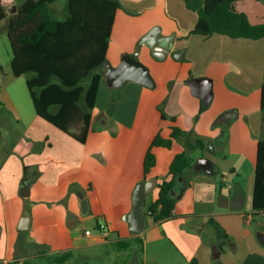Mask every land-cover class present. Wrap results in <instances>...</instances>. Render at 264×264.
Returning <instances> with one entry per match:
<instances>
[{"label":"crops","instance_id":"1","mask_svg":"<svg viewBox=\"0 0 264 264\" xmlns=\"http://www.w3.org/2000/svg\"><path fill=\"white\" fill-rule=\"evenodd\" d=\"M119 1L107 47V68L99 69L103 76L86 142L29 110L27 117L16 119L22 132L14 137L5 131L0 138V259L10 264H24L25 260L48 264L52 256L67 251L72 252L71 259L85 247L134 236L142 238L145 257L151 245L160 253L174 251L191 264H214L210 241L205 238L211 219L229 234L235 230L234 218L239 223L241 214L247 224L264 217V213L245 211L249 194L253 204L257 146L264 139V39L195 34L198 14L183 0ZM3 4L9 2L3 0ZM15 11L11 9V14ZM154 28L160 29V35L175 34L173 48L165 56L160 50L154 54L148 42H142ZM218 46L229 50L226 61L217 59ZM127 55L147 67L154 83L127 80L119 85V95L96 116L101 87L110 83L105 74L108 66L118 67ZM202 57L206 63L201 72H195ZM192 77L213 81V98L203 111L201 98L187 84ZM3 101L0 98V112L12 102ZM97 119L100 129L95 128ZM173 126L189 132L194 144L201 139L204 145L189 149L194 163L184 173L185 185L173 191L177 199L174 217L155 223L149 207L158 197V183L168 177L174 156L188 149L185 138L174 140L170 148L153 147L156 164L147 175L144 159L154 136L169 137ZM160 161L163 173L157 169ZM25 176L32 179L26 198L32 219L29 229L20 230L24 198L19 193ZM153 179L156 184L146 196L143 211L145 227L137 233L126 217L138 183ZM242 186L244 201L238 192ZM84 198L88 200L85 215L81 211ZM101 222L108 224L107 240L97 231ZM258 226L263 231L261 245L253 238L250 245L248 237L241 247L236 240L239 254L233 264H264V220ZM87 229L92 234L86 235ZM19 231H25L21 246ZM209 234L217 237L216 230L209 229Z\"/></svg>","mask_w":264,"mask_h":264},{"label":"trees","instance_id":"2","mask_svg":"<svg viewBox=\"0 0 264 264\" xmlns=\"http://www.w3.org/2000/svg\"><path fill=\"white\" fill-rule=\"evenodd\" d=\"M7 1L9 4L4 5L0 0V21L7 18L8 5L12 10L16 7L8 17L7 26L13 52V74L33 73L26 82L37 114L78 141L86 142L103 76L99 69L108 61L107 47L116 12L121 7L120 1L69 0V16L64 20L53 15L51 4L56 0H26L21 5H16V0ZM183 1L187 8L198 14L195 34L264 39V22H251L245 12L236 8L239 0ZM207 107L202 104L201 111ZM261 109L264 112V82ZM183 137L189 138L186 141L188 149L174 156L169 175L158 183V197L149 207V215L155 223L174 217L177 199L173 191L180 184L185 185L184 173L194 163L189 149L202 147L204 142L199 139L194 144L189 132L173 126L169 137L160 133L154 136L145 155L144 173L147 175L156 164L153 147L170 148L174 140ZM180 177L183 181H179ZM252 210L254 215L264 213V139H260L257 146ZM211 223L216 226L218 238L222 239L218 243L221 250L228 235L217 221L211 219ZM134 243H139L143 249L140 236L119 239L111 244L119 251H127ZM71 256L72 252L67 251L51 258L52 262L63 264ZM24 264H30L29 260Z\"/></svg>","mask_w":264,"mask_h":264},{"label":"rangeland","instance_id":"3","mask_svg":"<svg viewBox=\"0 0 264 264\" xmlns=\"http://www.w3.org/2000/svg\"><path fill=\"white\" fill-rule=\"evenodd\" d=\"M26 0H16V5H21ZM68 1L69 0H56L51 4L52 12L54 17L64 20L69 16L68 12ZM236 8L239 11L245 12L248 17L251 18L256 23L264 22V1L263 0H239L236 2ZM7 18L0 21V98L3 100H12L10 106H5V109L0 112V138L5 131H10L14 137L17 136L19 132H22V126L17 123L16 119L18 116L27 117L28 110L31 113H37L34 108V104L30 95L29 88L27 86V80L29 76L33 75V73L29 72L25 74V76H15L11 67V60L13 57L12 47L8 37V17L11 15V8L6 9ZM136 16L135 21L139 20ZM140 19L145 18V14L140 16ZM249 18V19H250ZM159 28V27H158ZM137 50L133 52L136 54ZM209 53H213V49H209ZM217 59L221 57L224 61L228 58L229 50L227 47H217ZM198 56V55H197ZM201 59V60H200ZM198 59V70L195 72L202 71V66L206 63L204 61V57ZM221 59V60H222ZM236 64H240L241 61H234ZM107 68V63L101 68ZM110 81V80H109ZM88 82V80L86 81ZM105 84V82L103 81ZM121 86L114 85L112 81L107 83V85H103L101 87L102 90L97 101V109L96 116H100L103 112V109L110 103V100L116 98L120 93ZM84 99V98H83ZM4 102V101H3ZM117 102V101H116ZM83 104V101L81 102ZM162 108V107H161ZM160 108V110H161ZM10 110L14 111V114H10ZM164 111V109H163ZM98 123H95V128L100 129L101 121L97 119ZM165 127V126H164ZM166 128V127H165ZM166 130V129H165ZM264 136V134H263ZM193 137H190L192 141ZM189 138H186L185 141H188ZM211 148V147H210ZM191 150V149H190ZM209 150V149H208ZM214 154V152H212ZM158 171L160 173L164 172V165L162 161L158 162ZM169 175V172L167 173ZM233 179H230L231 182L235 180V176H232ZM167 178V177H166ZM180 188V187H179ZM226 191V189H224ZM253 190V189H252ZM242 201L246 200V190L245 187L242 186L240 190H238ZM253 195V191H252ZM247 201V209L245 211L250 212L252 210V201L251 196L249 194ZM245 203V202H244ZM238 217L239 223H237L236 218H234V228L235 230L232 233L227 234L228 238H226L223 243V248L220 250L221 255L219 259L211 258V263L217 264L219 261L224 264H233L235 258H237L239 254V250L237 251L235 248L236 240L240 241V246L246 242L245 238L248 237V243L253 245L254 242L252 238L261 245V234L262 230L258 226V221L264 220L263 218L255 217V219L250 224L245 223L244 216ZM232 217V216H231ZM234 217V216H233ZM209 229L211 232L216 230V226L214 224L210 225L208 230L206 231L205 238L207 241H210V248L213 253V247L216 246L222 239H219L215 236L209 234ZM264 230V229H263ZM25 231L21 233L19 237V245L21 246L23 235ZM217 233V232H216ZM224 239V238H223ZM211 240H213V244H211ZM243 240V241H242ZM139 243H134L133 247L127 251H119L114 244L111 243H102L97 245H92L85 247L81 250L74 252L73 257L66 263L63 264H191L182 259V257L174 252L168 251L162 252L156 251L154 246H149L146 257L144 256L143 249H141V245H137ZM25 247V244L23 245ZM31 245L27 244L28 250H30ZM231 252L228 255L226 252ZM247 251V250H246ZM211 256V255H210ZM30 259H34L31 257ZM175 259V260H174ZM146 261V262H145ZM30 264H41L39 262H32ZM48 264H57L54 262ZM193 264V263H192Z\"/></svg>","mask_w":264,"mask_h":264},{"label":"water","instance_id":"4","mask_svg":"<svg viewBox=\"0 0 264 264\" xmlns=\"http://www.w3.org/2000/svg\"><path fill=\"white\" fill-rule=\"evenodd\" d=\"M16 10V8H14ZM175 40V34L160 35V29H152L143 39L142 42H148V44L154 50L156 54L157 50H160L162 54L167 55L173 48ZM137 54V53H136ZM175 52V57H178ZM109 80L114 85H121L127 80H134L139 83L151 86L154 83L153 78L148 72L147 67L140 62L135 56L127 55L122 59V62L118 67L108 66V71L105 73ZM187 84L190 86L192 93L201 98L203 104L208 106L213 98V81L208 77H192L187 80ZM182 178V177H181ZM32 179H28L26 176L22 181V187L20 196L24 198V206L22 215L18 224V229L27 230L31 225V213L27 209V197L30 195ZM154 183V184H153ZM155 179L153 181L142 180L138 183L133 194V205L131 211L128 213L126 220L130 222L132 231L137 233L142 232L145 227L144 208L146 203V196L155 186ZM82 214L88 212V200L86 198L81 201ZM212 258L219 259L221 251L218 246L213 247ZM217 264H224L219 261Z\"/></svg>","mask_w":264,"mask_h":264},{"label":"built area","instance_id":"5","mask_svg":"<svg viewBox=\"0 0 264 264\" xmlns=\"http://www.w3.org/2000/svg\"><path fill=\"white\" fill-rule=\"evenodd\" d=\"M97 231L100 233V235H102L103 239L107 240L108 233H109V227H108V224L106 222L99 223L97 226ZM85 234L86 235L92 234V230L87 229L85 231ZM0 264H10V263H9V261H7L5 259H0Z\"/></svg>","mask_w":264,"mask_h":264}]
</instances>
